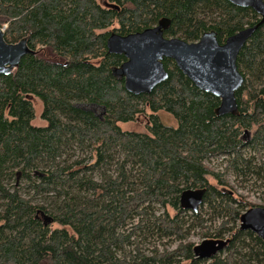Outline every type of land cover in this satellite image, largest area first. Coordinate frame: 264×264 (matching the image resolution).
Segmentation results:
<instances>
[{
  "label": "trees",
  "instance_id": "trees-1",
  "mask_svg": "<svg viewBox=\"0 0 264 264\" xmlns=\"http://www.w3.org/2000/svg\"><path fill=\"white\" fill-rule=\"evenodd\" d=\"M106 1L108 6L97 0H0V28L6 27L8 44L27 39L37 53L49 47L63 59L57 65L27 55L14 73L0 75V264H264V240L240 229L232 233L226 258H197L194 243L185 242L187 211L180 206L185 190L206 188L204 203L225 209L232 222L246 208L264 207L239 195L228 178L231 171L240 176L264 171V163L255 167L243 154L246 148L264 149V25L238 56L245 81L236 94V116H218L220 99L198 89L171 59L163 62L166 82L150 94L129 93L113 74L126 58L107 48L112 34L143 32L162 19L171 21L167 38L195 43L214 30L224 44L258 24L259 15L227 0ZM30 97L42 102L46 127L33 124ZM160 112L172 115L177 126L165 125ZM141 115L148 117L149 133L122 129ZM254 128L245 142V131L250 137ZM76 146L90 155L64 158ZM223 157L229 161L221 173L210 161ZM112 163L117 175L92 178ZM210 176L220 188L209 183ZM19 178L26 181L22 187L16 185ZM24 190L33 196L25 197ZM74 190L85 195L76 199ZM40 196L63 202L50 210L34 203ZM153 205L164 213L156 214ZM202 214L192 213L191 219L207 238L211 221ZM135 216L140 220L131 227ZM156 233L175 236L178 247L146 252L139 234ZM246 238L259 251L236 261Z\"/></svg>",
  "mask_w": 264,
  "mask_h": 264
},
{
  "label": "water",
  "instance_id": "water-1",
  "mask_svg": "<svg viewBox=\"0 0 264 264\" xmlns=\"http://www.w3.org/2000/svg\"><path fill=\"white\" fill-rule=\"evenodd\" d=\"M240 8H251L260 17V22L246 27L220 44L216 31L205 33L198 42L188 43L180 38H167L165 32L171 21L162 19L157 26L136 34L121 36L112 34L107 41L108 52L124 56L127 61L113 69L119 80L123 79L129 93L142 95L152 93L156 87L168 80L164 60L171 59L188 79L201 91L220 99L216 109L218 116L238 115L236 94L244 85L237 60L242 49L264 25L263 0H227ZM33 51L27 39L8 44L5 30L0 28V75H10L20 66L22 59ZM249 131H245V137ZM207 189L185 190L180 196L183 210L199 213L204 204ZM50 222L53 219L50 217ZM48 223V218L45 219ZM241 231H251L264 240V207L245 211L240 218ZM206 243L194 248L199 259H212L215 250L206 253Z\"/></svg>",
  "mask_w": 264,
  "mask_h": 264
},
{
  "label": "rangeland",
  "instance_id": "rangeland-1",
  "mask_svg": "<svg viewBox=\"0 0 264 264\" xmlns=\"http://www.w3.org/2000/svg\"><path fill=\"white\" fill-rule=\"evenodd\" d=\"M97 1L101 5H104L105 2H107L106 0H97ZM111 30L112 28H109V30L107 31H111ZM32 103L35 109V120L33 124L36 126L46 125L41 119L42 111H43V106H42L41 101L37 98H33ZM82 106L83 108L89 109L90 111H94V109H92L93 108L92 106H87V105H82ZM97 113L100 116H102L104 111L101 109L99 110L97 109ZM158 115L160 116L161 121L165 125L170 126V127L177 126V122L172 117V115L163 113V112H160ZM121 127L123 130H126V131H133V132H137L141 134H147L149 133L148 132L149 130L148 117L145 115L138 116L134 122L122 124ZM255 130L256 128L251 130L250 137L244 138L245 142H250ZM89 151L90 150L81 152L77 150V146H76V148L72 150H68L64 158L71 155L72 156L71 159L76 160L78 158H83L85 156L90 155ZM243 154L245 158L254 159L252 161H253V166L255 167H259L264 163V149H260L259 151H252L251 149L246 148ZM228 161H229V158H225V157L219 158V159H213L212 161H210V166L216 171H219L222 173L228 168ZM107 167H106L107 169L104 170L105 175L96 174L92 178L97 181H103L107 177L115 176L116 164L112 163L108 165ZM33 178L34 180L37 179V177H33ZM228 178L239 195L244 196L245 199H247V201L250 203L264 206V171L260 172V175L247 174L246 176L244 175L240 176L238 175V173L235 174L233 171H231V173H229L228 175ZM208 181L212 186H216L217 188H220V185L218 184L217 180H215L213 177L210 176ZM25 183L26 181L24 179L19 178V182H17L16 185L18 184L17 186L20 185V187H22V185H24ZM22 192L25 197L29 198L33 196L32 193H27L25 190ZM73 194L74 195L76 194V199H81L85 195V193L77 191V190L76 191L74 190ZM62 202L63 200L57 198L56 196H51V197L50 196L49 197L40 196L34 200L35 204H38V205L45 204V206H47L50 210L51 208H53V206L55 207L57 204H61ZM151 209L155 211L156 214L158 215H162L164 213V208H162L159 205H153ZM247 210L249 209L247 208L244 209V212ZM168 211L170 215L172 216L176 214L175 211L172 210L171 208H169ZM202 211H203L202 215H204L205 219H207L208 221H211L210 223L211 226L208 225L211 228L210 236L207 238H204L200 234L201 229L193 226V222H192L193 220L191 219L192 212L187 211L186 218H184V224L186 228V237H187V240L185 242L190 241L191 243H194V248L202 245L203 243H206V246H207L205 250L206 253H209L215 250V254L213 258L216 256H221L222 258H226L229 255V245H231L230 240L232 238V233L234 232V230L240 229L241 222L240 221L232 222L228 214L229 212L225 211V209L223 211L215 210L212 207H210L208 203H204V206L200 208L199 213L200 212L202 213ZM40 212L42 211L40 210L39 213ZM39 216L42 217L41 213L39 214ZM50 217L51 216L48 215L42 218H48V224H51L50 219H49ZM139 220H140V216H135L134 218H132L131 227H135L138 224ZM226 221H231V223L218 236H215L217 233V230L221 227L222 223ZM53 227L56 228L57 225L54 224ZM124 232L127 234V231L124 230ZM139 237L141 238V240L143 239L144 244L142 245V247L148 253H151L154 249H158L160 252H162L164 249H168L171 251V250L176 249V247H178L180 243V241L177 238H175V236H164L163 237L159 233H156L155 235L139 234ZM244 242L246 243V247L245 248L239 247L238 252L235 255L236 261H238V259L242 258L244 255H246L245 257L250 258L251 254L254 255V252L252 250H254L255 253H258L259 251L256 247H254V243L252 240L246 238ZM194 248H193L192 253L195 255ZM131 249L133 250V247L128 248V250H131ZM261 257H264V253L262 254ZM204 260H211V259H204ZM43 264H49V263L47 262Z\"/></svg>",
  "mask_w": 264,
  "mask_h": 264
},
{
  "label": "flooded vegetation",
  "instance_id": "flooded-vegetation-1",
  "mask_svg": "<svg viewBox=\"0 0 264 264\" xmlns=\"http://www.w3.org/2000/svg\"><path fill=\"white\" fill-rule=\"evenodd\" d=\"M99 3V2H98ZM100 4V3H99ZM109 4L107 3V2H105V4L104 5H102V6H108ZM29 46V45H28ZM29 48L33 51L31 54H29V55H33V56H37L39 53H37L35 50H33L30 46H29ZM55 52L52 50V49H50L49 47H46V48H42V52H41V54H39L38 56L40 57V58H42V59H44L45 60V62H47V63H50V64H57V65H63V59H62V57H60L59 55H56V54H54ZM127 61V59L124 61V62H126ZM96 63H98L99 61H95ZM123 62V63H124ZM122 63V64H123ZM121 64V65H122ZM120 65V66H121ZM33 98H35V97H30V100H31V102H32V99ZM42 103V102H41ZM42 106H43V104H42ZM93 108L92 109H94V112L95 113H97V107H95V106H92ZM44 108V107H43ZM42 113H43V111H42ZM41 119H42V116H41ZM42 121L46 124V125H44V126H38V127H46L47 126V122L46 121H44L43 119H42ZM247 137H249V136H247ZM18 182H19V179H18ZM199 189H202V188H199ZM206 194H207V192H206ZM206 196V195H205ZM204 202H205V200H204ZM204 205V204H203ZM202 208V207H201ZM43 217H46V216H44L43 215Z\"/></svg>",
  "mask_w": 264,
  "mask_h": 264
},
{
  "label": "built area",
  "instance_id": "built-area-1",
  "mask_svg": "<svg viewBox=\"0 0 264 264\" xmlns=\"http://www.w3.org/2000/svg\"><path fill=\"white\" fill-rule=\"evenodd\" d=\"M6 29V27H4V30Z\"/></svg>",
  "mask_w": 264,
  "mask_h": 264
}]
</instances>
